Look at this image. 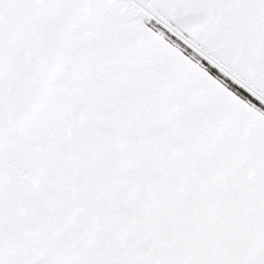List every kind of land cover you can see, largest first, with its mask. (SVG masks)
<instances>
[{"label":"snow or ice","instance_id":"snow-or-ice-1","mask_svg":"<svg viewBox=\"0 0 264 264\" xmlns=\"http://www.w3.org/2000/svg\"><path fill=\"white\" fill-rule=\"evenodd\" d=\"M0 264H264V0H0Z\"/></svg>","mask_w":264,"mask_h":264}]
</instances>
